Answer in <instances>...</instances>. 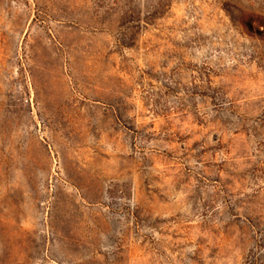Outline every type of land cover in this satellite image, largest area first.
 Listing matches in <instances>:
<instances>
[{"label": "rangeland", "instance_id": "rangeland-1", "mask_svg": "<svg viewBox=\"0 0 264 264\" xmlns=\"http://www.w3.org/2000/svg\"><path fill=\"white\" fill-rule=\"evenodd\" d=\"M0 264H264V0H0Z\"/></svg>", "mask_w": 264, "mask_h": 264}]
</instances>
